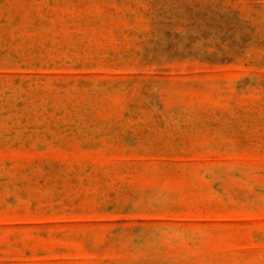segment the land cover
<instances>
[{
    "label": "rangeland",
    "instance_id": "rangeland-1",
    "mask_svg": "<svg viewBox=\"0 0 264 264\" xmlns=\"http://www.w3.org/2000/svg\"><path fill=\"white\" fill-rule=\"evenodd\" d=\"M0 264H264V0H0Z\"/></svg>",
    "mask_w": 264,
    "mask_h": 264
}]
</instances>
